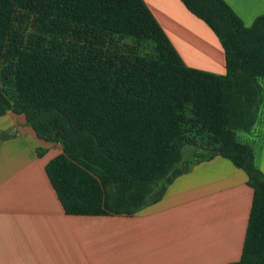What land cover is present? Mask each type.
Here are the masks:
<instances>
[{
    "label": "trees",
    "instance_id": "16d2710c",
    "mask_svg": "<svg viewBox=\"0 0 264 264\" xmlns=\"http://www.w3.org/2000/svg\"><path fill=\"white\" fill-rule=\"evenodd\" d=\"M180 1L218 37L224 74L188 66L144 0H0V116L62 145L45 171L70 215L133 214L193 164L229 159L253 199L225 264H264V172L238 134L264 106V14L246 27L225 0Z\"/></svg>",
    "mask_w": 264,
    "mask_h": 264
},
{
    "label": "crops",
    "instance_id": "0c3cea01",
    "mask_svg": "<svg viewBox=\"0 0 264 264\" xmlns=\"http://www.w3.org/2000/svg\"><path fill=\"white\" fill-rule=\"evenodd\" d=\"M183 61L224 74L218 37L180 0H144ZM244 26L264 0H225ZM253 131V132H251ZM250 132L264 172V106ZM63 152L37 137L23 115L0 116V264H225L239 260L252 205L247 174L216 156L175 178L137 212L65 213L45 167Z\"/></svg>",
    "mask_w": 264,
    "mask_h": 264
},
{
    "label": "rangeland",
    "instance_id": "374dc122",
    "mask_svg": "<svg viewBox=\"0 0 264 264\" xmlns=\"http://www.w3.org/2000/svg\"><path fill=\"white\" fill-rule=\"evenodd\" d=\"M251 132H253V131H251ZM251 132L250 131L249 132L243 131V132H239L238 134H239L241 141L249 142L254 147V145L252 143H254V141L256 139L254 138V135ZM193 155H194V148L192 146H185L183 148V158H182V162L180 163V166H183L184 162L193 160V158H194ZM161 183L165 184V180L161 181Z\"/></svg>",
    "mask_w": 264,
    "mask_h": 264
}]
</instances>
